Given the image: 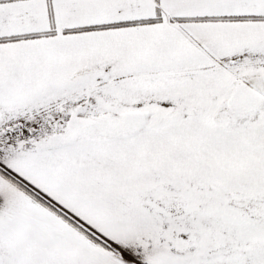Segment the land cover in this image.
Wrapping results in <instances>:
<instances>
[{
  "label": "snow or ice",
  "instance_id": "obj_1",
  "mask_svg": "<svg viewBox=\"0 0 264 264\" xmlns=\"http://www.w3.org/2000/svg\"><path fill=\"white\" fill-rule=\"evenodd\" d=\"M0 264H264V0H0Z\"/></svg>",
  "mask_w": 264,
  "mask_h": 264
}]
</instances>
